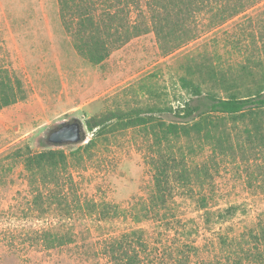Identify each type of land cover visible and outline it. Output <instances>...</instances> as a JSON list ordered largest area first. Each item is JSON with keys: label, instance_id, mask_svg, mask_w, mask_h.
Instances as JSON below:
<instances>
[{"label": "rangeland", "instance_id": "1", "mask_svg": "<svg viewBox=\"0 0 264 264\" xmlns=\"http://www.w3.org/2000/svg\"><path fill=\"white\" fill-rule=\"evenodd\" d=\"M263 10L264 1L213 28L208 16L200 15L193 23L194 39L169 54L151 31L112 45L110 57L93 65L66 32L58 0H0V65L15 73L27 91L25 101L0 111V264H112L105 244L133 230L145 233V264H236L255 251L251 234L264 224V151L255 155L247 148L244 157L222 159L209 146L194 156V162L211 167L213 176L212 184L204 192L197 189L195 197L208 195L212 210L235 208L228 221L207 226L196 198L181 188L167 218L147 219L144 208L154 185L152 126L179 122L175 112L186 102L196 104L180 84L187 62L206 56L218 69L237 73L255 54ZM124 18L130 26H152L148 13L143 18L133 10ZM150 110L153 124L113 122L112 131L83 154V162L71 160V212L60 206L45 214L33 210L24 164L12 157L16 150L61 148L70 154L81 144L57 147L48 141L61 123L80 118L87 144L93 139L87 128L91 117L144 116ZM92 203L118 207L119 215L104 219L92 214L87 208ZM45 230L71 232L74 243L46 250L37 240Z\"/></svg>", "mask_w": 264, "mask_h": 264}, {"label": "trees", "instance_id": "2", "mask_svg": "<svg viewBox=\"0 0 264 264\" xmlns=\"http://www.w3.org/2000/svg\"><path fill=\"white\" fill-rule=\"evenodd\" d=\"M263 1L58 0V4L64 28L72 37L77 52L91 64L100 65L110 57L112 47L127 44L134 37L151 31L155 32L164 54H169L194 39L193 23L198 16H208V25L213 28ZM132 9L138 11L139 17L150 14L152 26H130L124 15L130 16ZM261 15L264 17V10ZM258 35L255 54L248 57L247 64L237 73L218 69L206 56L187 62L186 75L180 78V84L197 99L196 104L186 102L175 112L181 121L152 126L156 143L149 164L154 185L144 208L147 219L167 218L180 188L196 198L209 227L235 215V208L212 210L208 195L195 197L197 189L206 191L213 176L207 163L201 165L193 160L199 151L209 146L215 158L222 159L244 157L247 148L255 155L264 151V22ZM26 99L22 80L0 65V111ZM170 112H173L172 108ZM153 115L154 110L145 112L144 116L133 112L91 117L87 120V128L93 139L70 154L61 148L33 152L26 146L16 150L12 157L24 164L33 210L45 214L48 209L60 206L71 212L67 197L75 186L71 160L81 158L83 162V154L96 146L98 138L112 131L113 122L125 121L129 127H137L153 124ZM216 161L213 157L212 162ZM87 208L92 214H103L104 219L119 215L118 207L110 204L92 203ZM251 235L255 240V251L236 264H245V261L246 264H264V224H259ZM37 240L44 249L52 250L74 243V236L71 232L45 230L37 235ZM104 253L112 264H145L149 245L144 231L133 230L107 242ZM179 262L187 264L186 260Z\"/></svg>", "mask_w": 264, "mask_h": 264}, {"label": "water", "instance_id": "3", "mask_svg": "<svg viewBox=\"0 0 264 264\" xmlns=\"http://www.w3.org/2000/svg\"><path fill=\"white\" fill-rule=\"evenodd\" d=\"M88 139L85 123L78 117L72 118L70 122H64L54 128L48 141L57 147L76 146L83 144Z\"/></svg>", "mask_w": 264, "mask_h": 264}, {"label": "flooded vegetation", "instance_id": "4", "mask_svg": "<svg viewBox=\"0 0 264 264\" xmlns=\"http://www.w3.org/2000/svg\"><path fill=\"white\" fill-rule=\"evenodd\" d=\"M71 121V120H70ZM70 121H68V122H70Z\"/></svg>", "mask_w": 264, "mask_h": 264}]
</instances>
